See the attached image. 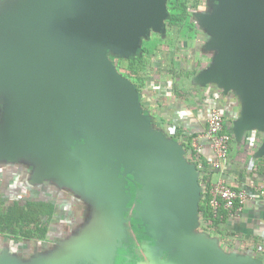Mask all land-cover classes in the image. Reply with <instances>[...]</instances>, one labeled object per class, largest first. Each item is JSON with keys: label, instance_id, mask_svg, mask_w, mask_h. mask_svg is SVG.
Returning <instances> with one entry per match:
<instances>
[{"label": "water", "instance_id": "obj_1", "mask_svg": "<svg viewBox=\"0 0 264 264\" xmlns=\"http://www.w3.org/2000/svg\"><path fill=\"white\" fill-rule=\"evenodd\" d=\"M214 1L217 13L198 17L212 35L209 48L219 53L197 83L217 84L226 95L240 97L242 113L232 130L238 139L249 130L264 134V0ZM167 2L0 3V164L24 161L33 167V184L54 182L93 207L87 225L52 257L27 264H115L132 199L128 174L141 186L134 219L155 242L147 255L158 258L152 264H255L227 254L216 237L197 232L200 171L186 159L182 144L154 127L135 84L110 58L138 52L151 28L165 31ZM80 94V112L83 105L88 116L83 124L73 119ZM74 124L104 140L68 149L77 140ZM126 148L142 160L139 166L112 162ZM258 155L264 156V144ZM0 264L23 263L3 252Z\"/></svg>", "mask_w": 264, "mask_h": 264}, {"label": "rangeland", "instance_id": "obj_2", "mask_svg": "<svg viewBox=\"0 0 264 264\" xmlns=\"http://www.w3.org/2000/svg\"><path fill=\"white\" fill-rule=\"evenodd\" d=\"M2 1L0 0V3ZM186 4L189 7L188 16L181 26L168 25L167 19L164 23L165 31H156L151 28L147 36L141 37L139 50L143 51V58L137 61L136 67L131 65V60L133 57L139 59L138 52L130 57L128 55H117V58L113 61L117 72L135 84L137 89L138 85H143V89H138V91L141 95V107L144 113L148 110L151 114L153 111V107L144 96L145 92L151 93L153 91L152 84L161 86L163 92L171 90L175 95L183 93L191 107L197 106L207 93L199 86L196 87L193 78L204 68H210L214 64V58L219 51L209 48L212 35L209 33L208 28L201 24L198 16H213L217 13L219 4L214 0H186ZM136 70L137 72H135ZM82 98L83 95L80 94L73 105V119H78L81 124L88 119L87 113L83 110V105L81 107L82 112H80ZM157 112H153V115H157ZM157 119L155 118L156 121ZM159 123L163 127V123ZM100 124L102 123L100 122ZM71 131H73V136H76L77 140L74 145H68V149L73 148L74 150L77 143L98 144L100 140H104V135L96 132L89 133L86 129L77 130L76 125ZM122 153L115 155L112 161L117 167L120 166V163L129 166L135 163L133 166H139L142 162L134 153L128 151V148H126L124 154ZM118 178L122 180L123 177L119 175ZM128 179L133 181V176L128 174V177H126V188L129 184ZM30 180L31 176L28 177L25 166L11 165V167H6L5 170L0 169V199L4 200L6 205L12 204L13 201H18L23 205L31 199L52 201L56 205V216L51 223V231L46 242H60L67 237L69 231H71L69 229L80 226L79 230L81 231L87 225L88 220L92 217L93 207L85 199L80 198L68 189L61 187L56 189L57 186L54 182L48 181L33 186L30 184ZM127 191V193H131L130 189ZM197 232L206 233L208 236L213 237L210 224L201 220H199ZM46 242H35V240L0 235V255L3 252H8L16 256L17 252H25L30 254L26 256H31L32 252L44 247Z\"/></svg>", "mask_w": 264, "mask_h": 264}, {"label": "crops", "instance_id": "obj_3", "mask_svg": "<svg viewBox=\"0 0 264 264\" xmlns=\"http://www.w3.org/2000/svg\"><path fill=\"white\" fill-rule=\"evenodd\" d=\"M198 75L193 78V81L197 85V88L199 86L203 90H206L207 93L202 97L201 102L197 106L191 107L183 93L175 95L171 90L163 92L160 88L161 86L152 84L153 91L150 90L152 91L151 93L145 92L144 96L150 102L153 111L151 114H146L151 116L156 129L165 134L168 139L175 140L182 144V146L183 135L192 136V141L194 138H198L199 150H194L210 165L215 159V154L210 142L203 135L207 130V120L210 111L216 108L223 113L226 129L232 136L230 156L222 172L211 170V167H209L211 174L208 177L212 182L224 179L231 186L245 190L249 196V201L241 211L227 216L219 228H214L211 222L212 236L219 239L223 250L227 254L252 259L255 264H264V195L261 193L264 190V156L259 157L258 155L259 150L264 144V134L258 130H249L242 135L241 139H238L232 130L242 113L240 97L234 92L226 95L217 84L212 83L206 86L198 84L196 80ZM155 111H158L157 115H153ZM155 118H158L157 121ZM159 122L163 123V127H161ZM172 127L177 128L176 135L181 134L179 140L174 138L176 135L168 133L169 128ZM183 148L186 150V159L190 163L195 164L200 171V182L204 184L202 179L204 180L205 177L203 178V176L205 174L202 172V165L198 166L192 160V152L188 151L184 146ZM11 165L18 166L17 163H2L0 164V167H2L0 169L5 170L6 167H11ZM50 231L51 228H49V234ZM48 235L43 241L32 240H35V242H46ZM68 237L69 234L63 238L62 243L68 241ZM62 243L60 246H57L54 242L42 247L40 250L43 249L46 253H37L35 251L31 253V256H26L30 254L17 252L16 257L23 264H27L26 262H30L36 258H50L61 248ZM153 246L146 245V257L149 254L148 248ZM163 258L165 259L166 257ZM150 259L147 257L148 264H152L155 261L158 262V258Z\"/></svg>", "mask_w": 264, "mask_h": 264}, {"label": "trees", "instance_id": "obj_4", "mask_svg": "<svg viewBox=\"0 0 264 264\" xmlns=\"http://www.w3.org/2000/svg\"><path fill=\"white\" fill-rule=\"evenodd\" d=\"M168 10V25L181 26L187 20L189 7L186 4V0H168ZM142 52V50L138 51L139 59L136 57L132 58V66L136 67L137 61L142 60ZM110 58L114 61L117 57L111 55ZM135 72H137V70ZM138 89L142 90L143 85H138ZM146 113H149V111L147 110ZM180 137L181 134L176 135L174 138L179 140ZM192 138V136L183 135V146L188 151L192 152V160L196 162L198 166L202 165V172L210 176L209 165L203 160L202 156L194 150ZM22 164H24V161L17 163V165ZM29 168L33 169L32 166H29ZM206 180L207 178L205 177L204 180L202 179V182H206ZM209 185L208 183V186ZM56 186L59 188L57 184ZM208 203L207 197V199L200 204V220L207 222V224L212 222L214 228H219L224 220L213 217ZM55 214L56 205L52 201H36L31 199L27 200L23 205L18 201H13L12 204L6 205L5 201L0 199V235L13 236L25 240L37 239L43 241L49 234V228L51 223L55 220Z\"/></svg>", "mask_w": 264, "mask_h": 264}, {"label": "built area", "instance_id": "obj_5", "mask_svg": "<svg viewBox=\"0 0 264 264\" xmlns=\"http://www.w3.org/2000/svg\"><path fill=\"white\" fill-rule=\"evenodd\" d=\"M169 133L170 135H176L177 128H169ZM203 137L210 142L215 154V159L209 167H211V170L222 172L230 156L232 136L226 129L224 115L219 109L214 108L210 111L207 120V130ZM192 146L196 151L199 150L198 138L193 139ZM208 176L209 174L203 176V178H208L202 184L203 201L208 197V204L213 213V217L225 220L227 216L241 211L249 201L247 192L231 186L224 179L212 182ZM208 183L210 184L209 186ZM261 193L264 195V190Z\"/></svg>", "mask_w": 264, "mask_h": 264}, {"label": "flooded vegetation", "instance_id": "obj_6", "mask_svg": "<svg viewBox=\"0 0 264 264\" xmlns=\"http://www.w3.org/2000/svg\"><path fill=\"white\" fill-rule=\"evenodd\" d=\"M18 166H25L26 172L28 174V177L31 176V170L29 166L22 164ZM27 166V167H26ZM29 169V170H27ZM24 174V173H23ZM129 180V184L127 185V188L130 189L132 193V199L128 205V211L124 213L125 218L128 220L126 223V228H127V233L126 237L122 240L123 246L118 250V258L116 260L115 264H148L147 258H146V252L147 248L146 245L153 246L155 245V242L151 240L147 235H146V228L142 224L140 220L134 219L135 215V209L133 208L135 204V196H136V191L140 189L141 187L138 184L133 183L131 179ZM31 185L35 186L36 184H33L31 180L29 181ZM58 189V188H56ZM93 213V211H92ZM79 227L71 228L69 230V237L68 240L76 236L80 230ZM49 243H54V242H46L45 246H48ZM56 245L60 246L62 241L58 242L55 241ZM44 246V247H45ZM37 253H46L44 252L45 250H36Z\"/></svg>", "mask_w": 264, "mask_h": 264}]
</instances>
